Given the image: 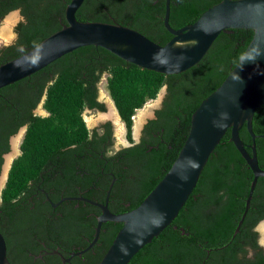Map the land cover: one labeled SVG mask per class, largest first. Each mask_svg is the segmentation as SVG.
<instances>
[{
    "label": "trees",
    "instance_id": "trees-1",
    "mask_svg": "<svg viewBox=\"0 0 264 264\" xmlns=\"http://www.w3.org/2000/svg\"><path fill=\"white\" fill-rule=\"evenodd\" d=\"M70 1L4 2L0 18L20 8L25 22L15 27L16 42L0 51V65L60 30ZM221 1L170 0L169 25L175 30L191 25ZM164 3L84 0L75 17L80 22L121 25L163 46L172 38L163 26ZM252 36L250 30L220 33L198 64L177 75L143 70L102 48L82 47L0 89V173L3 156L10 150L9 138L27 127L20 155L12 161L0 194V233L7 254L13 248L16 257L7 264H31L42 248L48 264L59 263V257L50 254L54 250L70 258L93 239L99 208L82 201H64L53 208L46 194L53 203L63 197L103 203L114 180L108 209L122 214L136 208L176 159L193 112L236 66ZM104 73L106 89L131 144L117 151L110 123L89 130L82 118L85 109L105 111L97 100ZM163 87L160 109L134 143L132 117ZM44 94L46 116H39L34 109ZM252 129L255 135H264V104L253 115ZM239 136L244 145L252 143L245 126ZM255 147L258 165L264 170V138L257 137ZM252 178L227 130L178 215L128 264H264L256 230L264 220V178L257 180L239 225ZM121 226L102 224L96 244L68 264H98Z\"/></svg>",
    "mask_w": 264,
    "mask_h": 264
},
{
    "label": "water",
    "instance_id": "water-1",
    "mask_svg": "<svg viewBox=\"0 0 264 264\" xmlns=\"http://www.w3.org/2000/svg\"><path fill=\"white\" fill-rule=\"evenodd\" d=\"M83 1L71 0L66 5L65 24L60 30L29 51L0 65V89L39 72L82 47L102 48L143 70L177 75L198 64L220 33L250 30L253 36L225 80L193 112L187 137L176 159L136 208L122 214H114L108 209L114 180L106 191L103 203L73 197L62 198L57 204L51 203L52 207H56L63 201L81 200L101 211L97 217L93 239L84 249L72 253L71 257L81 256L89 251L99 238L102 224L114 222L122 226L98 264H128L178 215L194 190L210 155L227 130H230V142L253 176L240 225L249 208L257 180L264 178V170L258 165L255 147V139L264 138V135L257 136L252 129L253 115L264 104V0H222L206 10L193 24L177 30L169 25L170 0H165L163 26L172 38L163 46L121 25L77 21L75 14ZM142 122L141 120L136 126L134 140L138 138ZM243 126L251 138L250 145H244L240 139L239 131ZM9 157L8 154L4 156L0 174V182L3 180V183L10 169ZM263 224L264 220L258 224L259 231ZM260 234L259 244L264 249L263 235L261 232ZM0 264H7L6 242L1 233Z\"/></svg>",
    "mask_w": 264,
    "mask_h": 264
},
{
    "label": "rangeland",
    "instance_id": "rangeland-1",
    "mask_svg": "<svg viewBox=\"0 0 264 264\" xmlns=\"http://www.w3.org/2000/svg\"><path fill=\"white\" fill-rule=\"evenodd\" d=\"M15 15L16 16V20L15 22L6 29V26L4 24L6 18L10 15ZM18 15L16 12H12L10 14H8L7 16L4 17V19L0 22V38L2 39V35H7L5 37H3V44L4 46L11 44L14 40H15V34H14V28L17 25L18 22ZM6 30V32H5ZM9 30V31H8ZM106 76H103L102 80L99 83V100H103L106 104V109L107 112L105 114H99V113H93V112H88V111H84L82 114V118L85 121V124L87 126V128L89 130L97 128L102 122H105L106 120H110L113 124L114 127V143L116 146H127L129 145V143L126 140V129L125 126L123 124V122L120 120L118 113L116 111V108L114 106L113 101L111 100L108 91L106 89ZM165 95V87H163L159 93L157 94L155 99H151V100H147L146 103L136 111V113L134 114V116L132 117V131H131V136L132 139H135V134H136V126L139 124L140 120H145L146 118H148L151 114V111L154 110L155 108H157L158 104L161 102L162 98ZM41 103L39 104V106L37 107L36 114L39 116H46V112L44 110H42L40 108ZM109 112L114 114V118H111L109 116H107L109 114ZM19 146V144H18ZM15 149H17L16 152L13 153V151H11L8 155H10L9 157V166H11L12 161L17 158L20 154L19 148L16 147V145L14 146ZM2 178V175H1ZM0 178V179H1ZM4 179V178H3ZM2 183V184H1ZM1 186H3V180L0 182ZM257 227H259L257 225ZM256 230L259 234V242H260V232L262 233V231H259V228ZM262 227V226H261ZM261 229V228H260ZM263 238V236H262Z\"/></svg>",
    "mask_w": 264,
    "mask_h": 264
},
{
    "label": "flooded vegetation",
    "instance_id": "flooded-vegetation-1",
    "mask_svg": "<svg viewBox=\"0 0 264 264\" xmlns=\"http://www.w3.org/2000/svg\"><path fill=\"white\" fill-rule=\"evenodd\" d=\"M4 2H6V3H10L11 2V0H0V8L2 7V4L4 5ZM12 12H16L17 13V15H18V17H19V19H18V22H17V25H16V27L20 24V23H24L25 22V18H24V16L22 15V13H21V10H20V8H17V9H14V10H12V11H9L5 16H7L8 14H10V13H12ZM4 16V17H5ZM13 16H15V15H10V16H8L7 18H6V20H5V22H4V24H5V26H6V24H7V20H8V18L9 17H13ZM4 17H1L0 18V22L4 19ZM15 20H16V16L14 17V19H13V22L12 23H10V26L15 22ZM62 25H64V23H62ZM9 25L7 26V28L8 27H10ZM9 31V30H8ZM14 34H15V40L11 43V44H9V45H6V46H4V44H3V42H0V43H2V46L0 47V51H2V50H4V49H6L7 47H9L10 45H12V44H14L15 42H16V40H17V33L15 32V28H14ZM8 35H10V33L8 34ZM21 51H22V49H20ZM103 76H106L107 77V75L104 73L103 75H102V78H103ZM102 78H101V80H102ZM100 80V81H101ZM165 92H166V90H165ZM165 96V95H164ZM44 99H45V94L42 96V98H41V100H40V102H39V104L41 103V105H40V108L43 110V108H42V105H43V102H44ZM97 100H98V102H101V103H103L104 105H105V111L104 112H100V111H98V110H89V109H85L84 111H88V112H93V113H99V114H105L106 112H107V109H106V104H105V102L102 100H99V94H98V98H97ZM163 100H164V97L162 98V100H161V102L158 104V106H157V108H155L154 110H152L151 111V114H150V116L148 117V118H146L145 120H143V122H142V124H141V128H139V134H138V138H137V140H134V143H137V142H139L140 141V139H141V136H142V131H143V129H144V127H145V125L148 123V121H150V120H152V119H154L155 118V112L158 110V109H160V107H161V105H162V102H163ZM39 104H38V106H39ZM37 106V107H38ZM37 107L34 109V113L36 114V111H38L37 110ZM83 111V112H84ZM83 114V113H82ZM37 115V114H36ZM107 116H109V117H111V118H114V114L113 113H111V112H109V114L107 115ZM106 123H110V125H111V127H112V137L115 139V136H114V127H113V124H112V122L110 121V120H106L105 122H102L97 128H101V126L103 125V124H106ZM26 126H22V127H20L19 129H18V131L15 133V134H13L10 138H9V152L8 153H6V154H4V156L5 155H7V154H9L11 151H13L14 150V146L16 145V147H20V144H21V141H22V139H23V137H24V134H25V132H26ZM18 144H19V146H18ZM131 144H129V145H127V146H124V145H122V146H116L115 145V143H113V148L117 151V150H119V149H121V148H124V147H128V146H130ZM17 151V149H15L14 150V152H16ZM19 151H20V149H19ZM20 155V154H19ZM4 156H3V159H4ZM3 163H4V161H3ZM3 166V165H2ZM1 170H2V168H1ZM1 174V173H0ZM8 175V174H7ZM6 180H7V178L5 179V181H4V183H3V186H2V189H3V187H4V185H5V182H6ZM1 189V190H2ZM1 190H0V194H1ZM42 193V192H41ZM63 198H68V197H63ZM70 198V197H69ZM73 198H84V197H73ZM62 198H60L59 200H58V202L61 200ZM84 199H87V198H84ZM45 200L46 201H48V202H50V203H53V202H51L50 201V199L48 198V196H47V194L45 195ZM70 201H81V200H70ZM58 202H56V203H53V204H57ZM64 202V201H63ZM82 202H85V201H82ZM62 203V202H61ZM61 203H59L56 207H58ZM85 203H87V202H85ZM52 206V205H51ZM56 207H53V208H56ZM99 239V238H98ZM98 241V240H97ZM84 249V248H83ZM88 252V251H87ZM44 253H46L45 252V249L44 248H42V250H41V252L38 254V255H36V256H34V259H33V261L31 262V264H36L37 263V260H41V262L42 263H40V264H48V261L45 259V258H43V254ZM86 253V252H85ZM50 254H52V255H57L58 257H59V263L57 262V263H55V264H68V263H70L71 262V258H73V257H70V258H66V259H64V258H62L63 257V254L61 253H57V251H53L52 253H50ZM6 258H7V261L8 260H10V261H13V262H15L14 260H15V254H14V252H13V248H10L9 249V253L7 254V246H6ZM67 259H68V261H67ZM10 263V262H9Z\"/></svg>",
    "mask_w": 264,
    "mask_h": 264
},
{
    "label": "bare ground",
    "instance_id": "bare-ground-1",
    "mask_svg": "<svg viewBox=\"0 0 264 264\" xmlns=\"http://www.w3.org/2000/svg\"><path fill=\"white\" fill-rule=\"evenodd\" d=\"M14 17H15V16H13V17H9V18H8V20H7V24H6V29H7V26H8V25L10 26V23L13 22ZM5 32H6V30H5ZM7 35H8V34H6V35H2V39H4L3 37H5V36H7ZM2 39L0 38V42H3ZM140 121H141V120H140ZM140 121H139V122H140ZM261 226H262V227H260V228H261L262 235H263L262 241L264 242V224L261 225Z\"/></svg>",
    "mask_w": 264,
    "mask_h": 264
}]
</instances>
